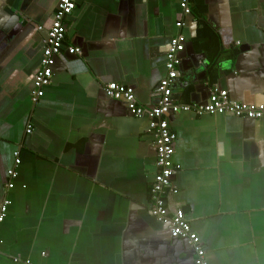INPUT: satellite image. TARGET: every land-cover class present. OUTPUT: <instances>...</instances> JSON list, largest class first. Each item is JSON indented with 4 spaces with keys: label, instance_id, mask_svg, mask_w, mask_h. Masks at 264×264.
<instances>
[{
    "label": "crops",
    "instance_id": "0c3cea01",
    "mask_svg": "<svg viewBox=\"0 0 264 264\" xmlns=\"http://www.w3.org/2000/svg\"><path fill=\"white\" fill-rule=\"evenodd\" d=\"M182 1L77 0L51 84L33 104L60 0H0V205L12 201L0 264H194L189 244L150 213L149 120L104 91L119 83L155 106L181 33L175 103L204 104L216 85L264 104V0H188L190 15ZM168 122L179 165L170 208L185 212L209 264H264V119L182 112Z\"/></svg>",
    "mask_w": 264,
    "mask_h": 264
},
{
    "label": "built area",
    "instance_id": "2783aa9c",
    "mask_svg": "<svg viewBox=\"0 0 264 264\" xmlns=\"http://www.w3.org/2000/svg\"><path fill=\"white\" fill-rule=\"evenodd\" d=\"M77 5V0H60L58 9L49 29L41 67L34 76L31 99L37 104L39 99L44 97L45 90L50 86L53 78V69L57 58L61 55L66 40L67 25L66 19L72 15ZM184 15H190L191 9L188 0L182 1ZM177 28L184 26L183 22L177 23ZM186 37L178 33L175 35L166 52L167 75L160 81L158 91L160 98L158 103L150 108L140 106L135 90L119 83H108L104 86L105 94L115 101L126 103L130 114L136 118H147L149 120L148 132L154 137V148L157 152V173L151 188L152 207L151 215L160 222L168 225L170 234L175 239L186 241L194 251V264H209L206 260V252L202 246L200 237L195 233L182 209L172 210L169 206L171 194H177L172 188L173 177L179 170V165L174 162L176 152L177 135L170 128L168 117L177 113H195L203 115H227L236 118L250 120L264 119V104L247 105L230 98L228 91L214 86L208 101L204 104H178L173 100L175 82L179 76L181 66V54L185 50ZM68 52L71 55L81 54V49L70 47ZM28 134L32 129L27 130ZM21 164L20 153L15 154L14 165L7 171L10 183L7 185V192L15 187L14 180L18 178V167ZM12 201L6 196L0 205V231L8 215ZM16 263L20 262L15 260Z\"/></svg>",
    "mask_w": 264,
    "mask_h": 264
}]
</instances>
